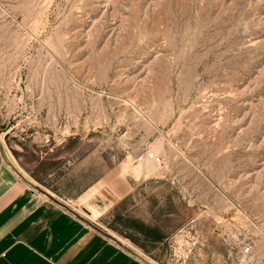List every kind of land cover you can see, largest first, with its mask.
Instances as JSON below:
<instances>
[{
	"label": "rangeland",
	"instance_id": "obj_1",
	"mask_svg": "<svg viewBox=\"0 0 264 264\" xmlns=\"http://www.w3.org/2000/svg\"><path fill=\"white\" fill-rule=\"evenodd\" d=\"M0 137L156 264H264V0H0Z\"/></svg>",
	"mask_w": 264,
	"mask_h": 264
},
{
	"label": "crops",
	"instance_id": "obj_2",
	"mask_svg": "<svg viewBox=\"0 0 264 264\" xmlns=\"http://www.w3.org/2000/svg\"><path fill=\"white\" fill-rule=\"evenodd\" d=\"M120 181L92 188L97 216L133 192L136 184ZM126 240L24 175L0 137V264H156Z\"/></svg>",
	"mask_w": 264,
	"mask_h": 264
},
{
	"label": "built area",
	"instance_id": "obj_3",
	"mask_svg": "<svg viewBox=\"0 0 264 264\" xmlns=\"http://www.w3.org/2000/svg\"><path fill=\"white\" fill-rule=\"evenodd\" d=\"M151 157L155 158L156 161H160V157L152 155ZM228 237V236H227ZM227 242L231 249L234 250L236 260L238 264H249L250 263V257L252 254V245L249 241L241 240L240 236H233L228 237ZM196 242H192V244H195ZM192 247L188 248V253L191 252ZM188 255V254H187Z\"/></svg>",
	"mask_w": 264,
	"mask_h": 264
},
{
	"label": "bare ground",
	"instance_id": "obj_4",
	"mask_svg": "<svg viewBox=\"0 0 264 264\" xmlns=\"http://www.w3.org/2000/svg\"><path fill=\"white\" fill-rule=\"evenodd\" d=\"M150 156H151V155H150ZM151 158H153V157H151ZM153 159H154V158H153ZM153 159H152V160H153Z\"/></svg>",
	"mask_w": 264,
	"mask_h": 264
}]
</instances>
